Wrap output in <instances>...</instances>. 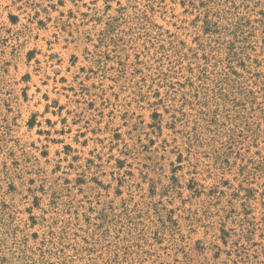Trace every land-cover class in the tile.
<instances>
[{"label":"rangeland","instance_id":"rangeland-1","mask_svg":"<svg viewBox=\"0 0 264 264\" xmlns=\"http://www.w3.org/2000/svg\"><path fill=\"white\" fill-rule=\"evenodd\" d=\"M0 264H264V0H0Z\"/></svg>","mask_w":264,"mask_h":264}]
</instances>
